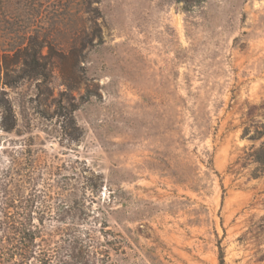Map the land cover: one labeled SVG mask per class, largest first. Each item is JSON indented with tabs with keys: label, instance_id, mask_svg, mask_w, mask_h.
Instances as JSON below:
<instances>
[{
	"label": "rangeland",
	"instance_id": "obj_1",
	"mask_svg": "<svg viewBox=\"0 0 264 264\" xmlns=\"http://www.w3.org/2000/svg\"><path fill=\"white\" fill-rule=\"evenodd\" d=\"M34 9L0 0V221L34 242L0 264H264V0Z\"/></svg>",
	"mask_w": 264,
	"mask_h": 264
},
{
	"label": "trees",
	"instance_id": "obj_2",
	"mask_svg": "<svg viewBox=\"0 0 264 264\" xmlns=\"http://www.w3.org/2000/svg\"><path fill=\"white\" fill-rule=\"evenodd\" d=\"M95 0H80V5L83 7V11H86L87 7H91V4ZM35 7L33 15L37 18L46 13L52 20L53 25H57L61 21V0H31V4ZM254 154L258 153L253 151ZM256 162H260L258 159ZM32 224L30 222V217H26L22 220L7 217L5 220L0 221V230L7 233L4 237L6 242L11 246L16 244L15 249L23 251V249H32L33 242V232L31 230ZM32 234V237H31ZM18 238V239H17ZM4 241V239H3ZM14 254H9L8 258H13ZM28 260L29 257H24ZM49 260V258H48ZM220 264H224V256L220 257Z\"/></svg>",
	"mask_w": 264,
	"mask_h": 264
}]
</instances>
